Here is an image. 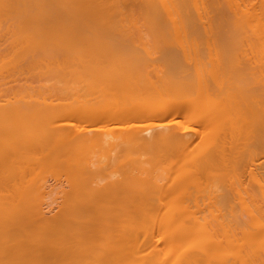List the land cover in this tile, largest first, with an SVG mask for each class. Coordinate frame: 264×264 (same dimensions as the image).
I'll return each mask as SVG.
<instances>
[{
  "label": "bare ground",
  "instance_id": "obj_1",
  "mask_svg": "<svg viewBox=\"0 0 264 264\" xmlns=\"http://www.w3.org/2000/svg\"><path fill=\"white\" fill-rule=\"evenodd\" d=\"M262 8L0 0V264H264Z\"/></svg>",
  "mask_w": 264,
  "mask_h": 264
},
{
  "label": "rangeland",
  "instance_id": "obj_2",
  "mask_svg": "<svg viewBox=\"0 0 264 264\" xmlns=\"http://www.w3.org/2000/svg\"><path fill=\"white\" fill-rule=\"evenodd\" d=\"M252 1H256V0H252ZM263 1V3H261ZM261 3V4H260ZM258 4L259 5H261V8L262 7H264V0H258ZM262 10H264V8H262ZM263 12V13H262ZM261 13L263 14L262 15V18H263V20H264V11H262ZM264 24V23H263ZM262 47H264V46H262ZM263 49V48H262ZM186 117V116H185ZM182 118V117H181ZM263 160V161H262ZM259 161H261V162H263L264 163V157L262 156V158H261V160H259Z\"/></svg>",
  "mask_w": 264,
  "mask_h": 264
}]
</instances>
